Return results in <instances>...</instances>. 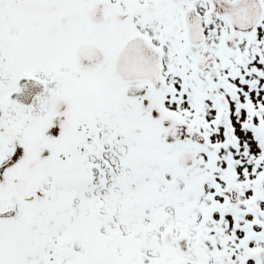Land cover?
Listing matches in <instances>:
<instances>
[{
  "label": "snow or ice",
  "instance_id": "6c2138e0",
  "mask_svg": "<svg viewBox=\"0 0 264 264\" xmlns=\"http://www.w3.org/2000/svg\"><path fill=\"white\" fill-rule=\"evenodd\" d=\"M0 264H264V0H0Z\"/></svg>",
  "mask_w": 264,
  "mask_h": 264
}]
</instances>
